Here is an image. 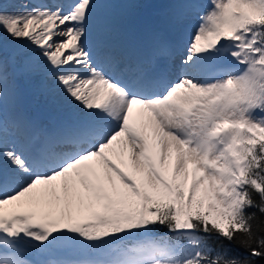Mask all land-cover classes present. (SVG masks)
I'll return each mask as SVG.
<instances>
[{"label":"snow or ice","instance_id":"1","mask_svg":"<svg viewBox=\"0 0 264 264\" xmlns=\"http://www.w3.org/2000/svg\"><path fill=\"white\" fill-rule=\"evenodd\" d=\"M130 6L0 0V264L264 259V0Z\"/></svg>","mask_w":264,"mask_h":264},{"label":"rangeland","instance_id":"2","mask_svg":"<svg viewBox=\"0 0 264 264\" xmlns=\"http://www.w3.org/2000/svg\"><path fill=\"white\" fill-rule=\"evenodd\" d=\"M121 2L131 6L119 9L117 11L128 25L137 28V23L145 19L150 20L154 27L159 26L167 14L171 11L169 5L173 3L174 0H121ZM204 2L206 3L207 0H204ZM149 4L150 7L147 8ZM166 35H168V33H166ZM187 38L186 32L181 34L179 37L181 47ZM31 104L35 111H39L45 116L47 115L44 110L43 99L32 100Z\"/></svg>","mask_w":264,"mask_h":264},{"label":"trees","instance_id":"3","mask_svg":"<svg viewBox=\"0 0 264 264\" xmlns=\"http://www.w3.org/2000/svg\"><path fill=\"white\" fill-rule=\"evenodd\" d=\"M254 227L257 228L258 235L264 234V218L257 219L254 222ZM240 252H243V249H239ZM257 264H264V259H258Z\"/></svg>","mask_w":264,"mask_h":264},{"label":"bare ground","instance_id":"4","mask_svg":"<svg viewBox=\"0 0 264 264\" xmlns=\"http://www.w3.org/2000/svg\"><path fill=\"white\" fill-rule=\"evenodd\" d=\"M136 27H137V29H141V28L142 29H146V28H152L154 26L152 25V22L150 20L145 19V20H143L141 22H138ZM133 28H135V27L133 26Z\"/></svg>","mask_w":264,"mask_h":264}]
</instances>
